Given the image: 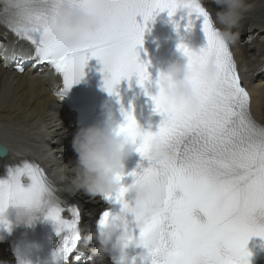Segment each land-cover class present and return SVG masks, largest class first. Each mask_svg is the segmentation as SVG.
Wrapping results in <instances>:
<instances>
[{
  "label": "snow or ice",
  "instance_id": "1",
  "mask_svg": "<svg viewBox=\"0 0 264 264\" xmlns=\"http://www.w3.org/2000/svg\"><path fill=\"white\" fill-rule=\"evenodd\" d=\"M216 3V0H214ZM61 0H4L0 25L34 46L31 56L37 65H51L62 76V97L67 88L78 83L89 59L103 64L104 87L111 94L124 78L138 77L142 86L150 80L147 64L139 59L147 21L164 9L172 16L179 8H188L189 16L203 18L207 44L199 52L181 43L178 48L193 69L214 54L219 68L217 78L208 82L195 70L191 75L200 96V106L192 111L186 104L170 102L161 88L152 97L155 111L163 116L156 131L140 133L131 112L119 131L126 132L136 151L149 160L142 171L128 175L149 179L156 191L139 209L125 199L128 185L114 193L124 212H131L138 224V246L144 251L133 264H235L247 255L245 246L252 235H264V123L251 111V96L243 86L230 45L218 34L212 15L202 0H72L74 5L95 12L105 20L97 34L70 29L56 22ZM219 7V5L216 3ZM142 15L144 24L137 22ZM189 19L186 27H191ZM7 51V49H5ZM15 55V54H14ZM19 71L23 67L17 65ZM159 81L157 80V85ZM153 136L166 140L175 156L170 160L151 158ZM138 141V143H137ZM5 151L0 145V154ZM125 173H118L122 181ZM26 181V183H25ZM56 189L44 170L24 160L7 168L0 179V214L9 205L24 208L30 215L45 212L46 218L60 219ZM113 198V193L105 194ZM110 210L98 220L105 224ZM79 211L62 221L70 234L55 251L54 258L69 264L81 258L77 227ZM0 223L7 218L0 215Z\"/></svg>",
  "mask_w": 264,
  "mask_h": 264
},
{
  "label": "clouds",
  "instance_id": "2",
  "mask_svg": "<svg viewBox=\"0 0 264 264\" xmlns=\"http://www.w3.org/2000/svg\"><path fill=\"white\" fill-rule=\"evenodd\" d=\"M219 10L216 13L214 23L219 36L229 45L237 42L239 38L238 25L248 10L247 0H216ZM189 11L188 8H183ZM56 22L70 29L81 30L91 34H97L105 26V20L95 12L89 11L72 3V0H61L58 7ZM198 50H193L199 52ZM181 56H185L181 51ZM208 82L214 81L219 73V68L214 54L209 55L195 68L189 66L188 59L171 61L165 69L159 71L158 88H162L170 102L186 104L192 111L200 106V96L194 88L191 75L193 71ZM105 119L101 123L81 126L72 138V148L76 153L74 164L70 167V175L62 176L67 180V190L75 193L83 190L90 197L115 193L121 187V181L117 179L118 173L125 169V158L133 151V139L126 133L119 131V126L113 118L110 104L103 106ZM140 133L151 131L140 126ZM136 150V149H135ZM151 158L156 161L170 160L175 156L169 143L160 136H153L150 141ZM155 187L147 178L128 185L129 199L134 201L132 208L139 209L150 201L155 195ZM110 217L103 225L97 222L95 232L89 233L88 241L96 240L97 244L91 249L93 253L92 264H104L106 257H110L111 264H133V258L139 253H134L133 248L138 246V238H133V231L128 227L127 214L121 209L111 211ZM16 214L18 219L31 215L22 207L11 205L6 207L3 217ZM137 226L141 221H136ZM115 238L119 245L116 255L110 254L108 245ZM0 264H9L8 261H0ZM20 264H31L30 261H21Z\"/></svg>",
  "mask_w": 264,
  "mask_h": 264
},
{
  "label": "bare ground",
  "instance_id": "3",
  "mask_svg": "<svg viewBox=\"0 0 264 264\" xmlns=\"http://www.w3.org/2000/svg\"><path fill=\"white\" fill-rule=\"evenodd\" d=\"M248 10L244 13L237 30L242 44L235 48L238 64L242 70L250 72L253 80L244 81L253 93L252 108L260 120L264 121V0H247ZM262 65V66H261ZM54 81L40 73L25 72L15 75L0 63V127L11 130L25 141L36 143L44 149V158L54 152L61 175L70 174L76 153L67 145L65 134L69 116L51 95ZM63 180V189L67 187ZM80 203L84 207L83 221L87 226L89 213L97 206L94 197L79 191Z\"/></svg>",
  "mask_w": 264,
  "mask_h": 264
}]
</instances>
